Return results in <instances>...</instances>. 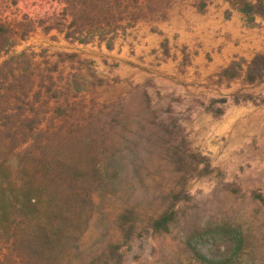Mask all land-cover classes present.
Segmentation results:
<instances>
[{"label": "rangeland", "instance_id": "1", "mask_svg": "<svg viewBox=\"0 0 264 264\" xmlns=\"http://www.w3.org/2000/svg\"><path fill=\"white\" fill-rule=\"evenodd\" d=\"M36 3L0 0V22L53 11ZM120 4V27L133 25L111 49L39 30L0 57L34 48L36 69L58 66V80L77 71L83 89L76 116L98 182L85 232L59 263L264 264V82L245 79L264 54V21L238 0ZM62 52L78 59L60 61Z\"/></svg>", "mask_w": 264, "mask_h": 264}, {"label": "trees", "instance_id": "2", "mask_svg": "<svg viewBox=\"0 0 264 264\" xmlns=\"http://www.w3.org/2000/svg\"><path fill=\"white\" fill-rule=\"evenodd\" d=\"M6 1L12 7L25 0ZM121 1L38 0V7L48 5L53 11L40 9L36 15L23 14L24 20L6 17L0 22V57L16 47L10 40L18 37L24 43L39 30L56 31L70 44L111 49L120 31L133 25L120 27L129 15ZM247 4L238 0L251 20L257 15L264 21V0ZM38 55L34 48L25 49L0 63V264H60L58 259L77 247L85 232L84 216L94 206L98 171L86 161L89 130L76 116L83 91L77 71L69 80L57 79L58 66L45 75L36 69ZM57 55L63 62L78 59L76 54ZM245 74L250 82H264V54L253 59ZM128 216L122 226L126 237L134 227ZM171 216L165 214L155 230H164Z\"/></svg>", "mask_w": 264, "mask_h": 264}]
</instances>
